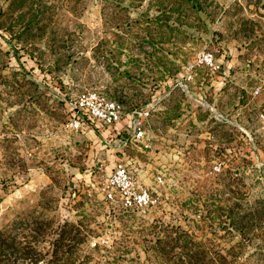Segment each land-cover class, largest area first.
Wrapping results in <instances>:
<instances>
[{"label": "rangeland", "instance_id": "rangeland-1", "mask_svg": "<svg viewBox=\"0 0 264 264\" xmlns=\"http://www.w3.org/2000/svg\"><path fill=\"white\" fill-rule=\"evenodd\" d=\"M189 260L264 264V0H0V264Z\"/></svg>", "mask_w": 264, "mask_h": 264}, {"label": "built area", "instance_id": "built-area-1", "mask_svg": "<svg viewBox=\"0 0 264 264\" xmlns=\"http://www.w3.org/2000/svg\"><path fill=\"white\" fill-rule=\"evenodd\" d=\"M205 59L207 62L213 63V55L211 53H206ZM77 106L79 110L88 109L94 119L100 120L109 126L115 124L121 118V111L115 104H111L110 107L105 108L103 102L97 100V95L95 93L89 92L86 98L81 99ZM137 135L142 136L143 131H138ZM131 178V171L127 166L122 163L118 164L110 180L112 187L106 190V197L110 200L118 199L126 208L146 209L155 202V198L148 189H133ZM115 185H119L123 190L119 197L114 191Z\"/></svg>", "mask_w": 264, "mask_h": 264}, {"label": "trees", "instance_id": "trees-1", "mask_svg": "<svg viewBox=\"0 0 264 264\" xmlns=\"http://www.w3.org/2000/svg\"><path fill=\"white\" fill-rule=\"evenodd\" d=\"M59 236H62V234L59 232ZM187 264H193L192 260H189V262Z\"/></svg>", "mask_w": 264, "mask_h": 264}]
</instances>
